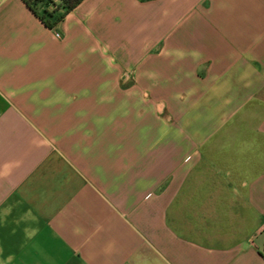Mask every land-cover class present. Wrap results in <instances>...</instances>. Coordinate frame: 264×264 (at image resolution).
I'll return each instance as SVG.
<instances>
[{
    "label": "crops",
    "instance_id": "0c3cea01",
    "mask_svg": "<svg viewBox=\"0 0 264 264\" xmlns=\"http://www.w3.org/2000/svg\"><path fill=\"white\" fill-rule=\"evenodd\" d=\"M0 264H264V0H0Z\"/></svg>",
    "mask_w": 264,
    "mask_h": 264
},
{
    "label": "trees",
    "instance_id": "16d2710c",
    "mask_svg": "<svg viewBox=\"0 0 264 264\" xmlns=\"http://www.w3.org/2000/svg\"><path fill=\"white\" fill-rule=\"evenodd\" d=\"M42 23L55 29L63 17L82 0H23ZM52 6V7H51Z\"/></svg>",
    "mask_w": 264,
    "mask_h": 264
},
{
    "label": "built area",
    "instance_id": "2783aa9c",
    "mask_svg": "<svg viewBox=\"0 0 264 264\" xmlns=\"http://www.w3.org/2000/svg\"><path fill=\"white\" fill-rule=\"evenodd\" d=\"M58 0H53V2H57Z\"/></svg>",
    "mask_w": 264,
    "mask_h": 264
},
{
    "label": "rangeland",
    "instance_id": "374dc122",
    "mask_svg": "<svg viewBox=\"0 0 264 264\" xmlns=\"http://www.w3.org/2000/svg\"><path fill=\"white\" fill-rule=\"evenodd\" d=\"M52 7V6H51Z\"/></svg>",
    "mask_w": 264,
    "mask_h": 264
}]
</instances>
